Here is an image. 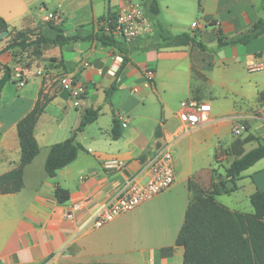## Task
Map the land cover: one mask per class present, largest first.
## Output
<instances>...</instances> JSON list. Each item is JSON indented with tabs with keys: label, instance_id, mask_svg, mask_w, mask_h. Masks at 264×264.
<instances>
[{
	"label": "crops",
	"instance_id": "obj_1",
	"mask_svg": "<svg viewBox=\"0 0 264 264\" xmlns=\"http://www.w3.org/2000/svg\"><path fill=\"white\" fill-rule=\"evenodd\" d=\"M157 1L159 12L147 17L149 27L125 42L121 52L93 35L99 32L95 22L123 0H0V16L10 27L52 36L45 17L58 12L61 21L54 25L66 36H79L62 46H44L28 64L22 85L17 78L31 51L5 50L8 39L0 38V80L10 68L9 79L17 84L9 85L10 94L6 80L0 92V174L19 163L16 124L33 108L43 72H65L84 89L65 85L54 92L35 125L39 152L24 167L22 188L0 193V264H183L184 249L175 240L191 197L188 180L211 190L212 182L223 178L230 187L220 165L235 157V140L246 139L241 147L248 151L264 139V70L247 71L250 62H264V34L219 45L264 20V0ZM159 26L173 35L188 33L196 42L169 45ZM112 85L107 100L105 91ZM188 101L210 104L207 119L193 128L180 117ZM87 108L98 109V115L76 134L82 148L50 177L44 168L50 146L71 135ZM115 118L116 139L111 135ZM235 118L246 124L241 136L231 132ZM165 146L174 155L173 184L93 227L95 211L128 180L144 182L143 167ZM114 159L122 166L105 167ZM55 184L68 190L66 202L57 201ZM236 184V190L215 198L233 212H253L251 194L264 192V157L242 171ZM223 195L234 199H219ZM167 247L171 253L163 254Z\"/></svg>",
	"mask_w": 264,
	"mask_h": 264
},
{
	"label": "trees",
	"instance_id": "obj_2",
	"mask_svg": "<svg viewBox=\"0 0 264 264\" xmlns=\"http://www.w3.org/2000/svg\"><path fill=\"white\" fill-rule=\"evenodd\" d=\"M147 17L153 18L159 12L157 0H141ZM111 9L108 7V12ZM53 30L52 36H46L34 29H17L10 27L0 16V33L7 30V44L5 50L20 48L30 49L31 54L41 56L44 46L65 45L79 38L78 35L66 36L62 30L53 23H48ZM159 36L169 45H185L195 43L194 37L188 33L173 35L164 31L160 26ZM264 34V20L257 22L251 29L231 41H219V45L226 43H246ZM104 46L115 47L125 52V41L101 31L93 35ZM124 60V57H123ZM8 68L6 72H10ZM115 89L112 85L105 91L108 100ZM1 90V86H0ZM55 93H45L41 88L33 108L27 112L16 124L20 144V160L16 167L0 174V193H13L23 186L24 167L29 164L39 152V145L34 137V128L39 116L47 104L53 99ZM98 109L84 110L79 125L72 130L71 135L61 142L50 146L44 162V168L50 177H54L58 170L71 163L77 157L82 145L76 140V134L84 126L96 119ZM111 135L114 139L120 136L119 122L115 118ZM246 139L237 138L231 146L235 155L227 167L225 177L231 182L220 180L218 184L212 182V189L208 190L197 181L189 179L188 188L191 191L190 201L185 210L183 224L177 234L175 244L182 246L183 264H264V192L256 190L250 196L253 212H233L227 206L216 200L215 195L228 194L237 189L236 180L242 171L264 157V139L258 138L254 148L244 151L241 147ZM55 196L59 203L69 199L68 190L55 184ZM172 247L163 249V254L171 253Z\"/></svg>",
	"mask_w": 264,
	"mask_h": 264
},
{
	"label": "built area",
	"instance_id": "obj_3",
	"mask_svg": "<svg viewBox=\"0 0 264 264\" xmlns=\"http://www.w3.org/2000/svg\"><path fill=\"white\" fill-rule=\"evenodd\" d=\"M61 14L47 15L45 21L47 23H59ZM96 29L107 35L118 37L125 42H129L137 38L147 27L146 12L143 5L133 0H123L117 6L114 13L105 15L95 22ZM36 58L31 53H27L23 58V67L17 78V83L22 85L26 82L27 66ZM89 66V63H85ZM264 70V62L262 60H254L247 65L248 72H256ZM42 89L45 93H54L65 85L76 88L79 91L84 89L76 85V79L65 72H43ZM210 104L197 101H188L182 108L180 117L189 128L196 127L208 117ZM264 121V112L262 113ZM246 131V124L234 119L231 132L234 136H241ZM122 163L117 160H108L105 162L107 168H119ZM146 174L144 182L136 178L128 180L117 193L104 202L94 213L92 217V226L100 227L105 223L113 220L117 216L132 210L144 201L151 199L160 192L168 189L175 180V160L172 150L169 146L160 148L143 167L142 170ZM78 209V206H75Z\"/></svg>",
	"mask_w": 264,
	"mask_h": 264
},
{
	"label": "rangeland",
	"instance_id": "obj_4",
	"mask_svg": "<svg viewBox=\"0 0 264 264\" xmlns=\"http://www.w3.org/2000/svg\"><path fill=\"white\" fill-rule=\"evenodd\" d=\"M4 84V83H3ZM3 84L2 85H0L1 86V89H2V87H3ZM13 85V86H15V84L8 78L7 79V83L5 84V86H4V90L5 91H7L8 90V87H9V85ZM17 85V84H16ZM16 87V86H15ZM0 92H1V90H0ZM8 92L11 94V91L10 90H8ZM227 162H224V163H222L221 165H220V169L222 170V172H223V170L225 169V167H227ZM222 180H223V178H222ZM219 199H221V200H224V199H227L226 201H228V200H233L234 199V196H228V195H223L221 198H219ZM235 199H238V196H235ZM217 200V199H216ZM218 201V200H217Z\"/></svg>",
	"mask_w": 264,
	"mask_h": 264
},
{
	"label": "water",
	"instance_id": "obj_5",
	"mask_svg": "<svg viewBox=\"0 0 264 264\" xmlns=\"http://www.w3.org/2000/svg\"><path fill=\"white\" fill-rule=\"evenodd\" d=\"M7 30H4L0 33V38H4L7 35ZM7 68V66H6ZM10 74L9 73H5L2 77V79L0 80V85H2L8 78H9Z\"/></svg>",
	"mask_w": 264,
	"mask_h": 264
}]
</instances>
